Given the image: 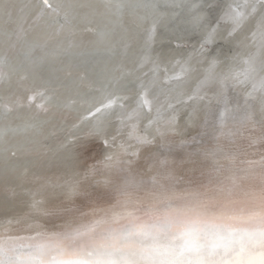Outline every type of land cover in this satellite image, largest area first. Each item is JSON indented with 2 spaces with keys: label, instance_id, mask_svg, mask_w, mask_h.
Masks as SVG:
<instances>
[{
  "label": "bare ground",
  "instance_id": "1",
  "mask_svg": "<svg viewBox=\"0 0 264 264\" xmlns=\"http://www.w3.org/2000/svg\"><path fill=\"white\" fill-rule=\"evenodd\" d=\"M47 2L0 0V241L11 255L33 254L40 234L88 232L80 247L123 227L118 199L135 215L174 194L264 207V6Z\"/></svg>",
  "mask_w": 264,
  "mask_h": 264
},
{
  "label": "clouds",
  "instance_id": "2",
  "mask_svg": "<svg viewBox=\"0 0 264 264\" xmlns=\"http://www.w3.org/2000/svg\"><path fill=\"white\" fill-rule=\"evenodd\" d=\"M135 216L102 227L84 247L96 246L105 264H237L264 249V207L241 214L174 194Z\"/></svg>",
  "mask_w": 264,
  "mask_h": 264
},
{
  "label": "snow or ice",
  "instance_id": "3",
  "mask_svg": "<svg viewBox=\"0 0 264 264\" xmlns=\"http://www.w3.org/2000/svg\"><path fill=\"white\" fill-rule=\"evenodd\" d=\"M261 4L264 5V0H261ZM44 7L51 8L47 0H44ZM236 8L241 7L236 5ZM245 8H251L253 11L256 9L255 4H245ZM242 15L237 13L232 16L233 24H239ZM205 45H202L204 47ZM215 64L216 61L211 62ZM229 78H225V83L228 82ZM264 86V81L261 82ZM255 87V86H254ZM227 106L223 113L218 114V118L223 120L227 114ZM89 151L87 144L80 146V155H84ZM91 158L95 159V155ZM104 161L112 162L114 157L104 156ZM127 201L118 199L116 204L112 205L111 208L124 207L125 212L123 215L117 212H112L113 222L118 223L121 219L128 218L130 222L137 219L134 210L127 207ZM100 212H107L106 209H100ZM142 227V225H137ZM92 230H89V232ZM88 232L76 231L67 234H55L54 238L45 237L40 234L44 239L35 246L33 254L27 258L22 256H13L10 254V250L7 249L2 241H0V264H105L103 254L99 251L96 246L85 248L84 246L77 247L76 241L81 240L84 236L88 235ZM237 264H264V249L248 252L247 254H240L237 259Z\"/></svg>",
  "mask_w": 264,
  "mask_h": 264
},
{
  "label": "water",
  "instance_id": "4",
  "mask_svg": "<svg viewBox=\"0 0 264 264\" xmlns=\"http://www.w3.org/2000/svg\"><path fill=\"white\" fill-rule=\"evenodd\" d=\"M39 1L42 5H44V0H39ZM257 3L261 4V0H257ZM224 6H226V3ZM262 6H264V5H262ZM223 8H224V10H223ZM223 8H222V10H223L222 12H224L225 10L230 11V12L232 11V8L230 7V5L226 8L225 7H223ZM168 47H170L172 49H174V48L179 49L180 47H184V45L181 44L180 42L175 43V41L174 42L171 41Z\"/></svg>",
  "mask_w": 264,
  "mask_h": 264
}]
</instances>
